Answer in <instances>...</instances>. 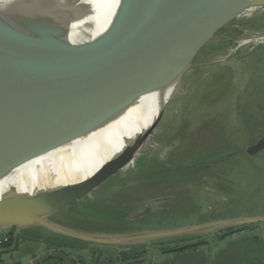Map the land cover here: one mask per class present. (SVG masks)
Segmentation results:
<instances>
[{
	"label": "water",
	"instance_id": "obj_1",
	"mask_svg": "<svg viewBox=\"0 0 264 264\" xmlns=\"http://www.w3.org/2000/svg\"><path fill=\"white\" fill-rule=\"evenodd\" d=\"M257 6L264 7V0H123L104 32H85L82 39L93 36L74 43L71 36H78V31L70 33L66 18L72 20L78 11L68 3L64 14H57L51 22L56 27L32 31L42 38H31L24 32L9 37L10 32H0V54L8 56L6 50L22 44V51L0 61V179L30 159L106 125L140 97L171 85L176 90L209 39L242 9ZM1 30H6L2 21ZM166 106L162 105L143 131L124 142L120 152L85 180L28 193L11 192L0 199V229L14 230L16 236L22 230L41 227L104 247L98 255L86 253L88 250H53L21 263L13 251L0 249V264H43L49 260L60 264L153 263L156 255L203 244L151 248L157 240L263 223L264 215L240 216L187 227L107 234L77 231L51 219L134 163ZM245 150L249 154L264 150V135ZM162 155L159 160L165 159ZM147 239L152 241H142ZM122 245L126 248L119 251ZM133 245H142L147 252L143 257L122 260L120 256H127Z\"/></svg>",
	"mask_w": 264,
	"mask_h": 264
},
{
	"label": "rangeland",
	"instance_id": "obj_2",
	"mask_svg": "<svg viewBox=\"0 0 264 264\" xmlns=\"http://www.w3.org/2000/svg\"><path fill=\"white\" fill-rule=\"evenodd\" d=\"M64 9L66 11L62 7L60 13ZM222 28L209 39L206 44L208 46L195 57L193 64L182 76L172 98L165 105L159 123L136 158L144 153L156 158L163 154L165 159L172 154L185 159L198 156L197 154H207L212 147L222 143L220 133L215 129L217 122L225 126L226 139L234 145L238 143L247 147L248 140L258 130L257 126L264 125L261 101L264 94V7H245ZM219 41H227L229 44L219 51L214 47ZM208 144L210 145L206 147ZM165 149L167 150L163 153ZM236 158L238 161L234 160L235 169L229 175L231 189L226 194L214 188L215 177L220 174V168H214L212 176L197 175L191 178L180 197H176L175 191L170 189L172 187L156 193L153 198L168 196L167 201L162 200L163 198L158 200L163 202L161 204H142L146 198H151L152 191L137 188L122 194L117 202L134 211L140 205L139 209L149 212L141 213L148 216L142 223L135 221V227L167 228L177 224L187 227L196 225L200 216L208 218L216 211L221 215L237 217L260 214L264 212V156L254 158V165L245 157ZM135 168L134 161L132 167L128 165L118 171L110 184L116 185L117 180H122ZM153 188L155 187L149 189ZM104 190L103 187H97L89 197L106 199L108 196H101ZM184 195L187 197H182ZM196 210L199 216L188 215ZM65 215L75 214L65 208L51 218L63 220ZM256 224L252 229L260 225L261 229H253L249 233L247 229L246 234L236 238L227 237L213 244L210 241L213 250L208 244V247L204 245L197 251L176 252L175 257L180 258L184 264H226L224 259L228 260V264H264V222ZM106 225L112 223L108 222ZM216 230L218 229L214 228L212 232ZM26 244L29 246L24 248L28 249L23 250L25 253L29 248H44L43 243L35 239H28Z\"/></svg>",
	"mask_w": 264,
	"mask_h": 264
},
{
	"label": "bare ground",
	"instance_id": "obj_3",
	"mask_svg": "<svg viewBox=\"0 0 264 264\" xmlns=\"http://www.w3.org/2000/svg\"><path fill=\"white\" fill-rule=\"evenodd\" d=\"M122 2L123 0H0V21L6 24V30L0 32H10L9 37H13L14 32H24L31 38H42L33 33L34 29L56 27L51 22L57 19V14H64L60 13L62 7L71 3L78 13L72 20H66L69 21L68 29L71 34L78 31V36H71L72 42L77 43L93 36L87 35L82 39L80 36L85 32H93L95 35L104 32L115 19ZM12 48L13 50L9 48L5 52L17 54L22 51V44ZM8 56L0 54V61ZM174 90L175 86L171 85L164 90L144 95L106 125L25 162L10 175L0 179V199L11 192L28 193L85 180L103 162L120 152L124 142L131 141L150 124L162 105H166L173 96Z\"/></svg>",
	"mask_w": 264,
	"mask_h": 264
},
{
	"label": "trees",
	"instance_id": "obj_4",
	"mask_svg": "<svg viewBox=\"0 0 264 264\" xmlns=\"http://www.w3.org/2000/svg\"><path fill=\"white\" fill-rule=\"evenodd\" d=\"M223 29V28H222ZM221 29V30H222ZM220 30V31H221ZM229 43L227 41H219L215 44V48L223 50L227 47ZM208 46V45H207ZM206 45L198 52L201 53ZM256 48V47H255ZM254 48V49H255ZM251 53V52H250ZM249 53V54H250ZM197 54V55H198ZM249 56V55H248ZM264 60V55L262 57ZM258 62L259 59H256ZM258 67H256L257 69ZM259 85H257L258 87ZM256 87V88H257ZM256 96V95H255ZM256 98H252L255 100ZM261 101L263 103L264 108V94L261 96ZM262 108V109H263ZM252 115V114H250ZM248 114V116H250ZM210 122H214L213 119L209 120ZM209 124V122H208ZM215 124V122H214ZM215 129L218 133H220L221 144L215 145L216 147L211 148V152L207 154H202L200 156L179 158L174 154L170 155L167 159L159 160L155 157H148L147 153L142 154L139 158L135 160V170L130 172V175L125 179L121 180L118 185H121L117 188L118 191L122 193L131 192L134 189H143L144 191L151 190L150 197H155V194L158 192H162L167 190L169 187H172V191H175L176 197H180L182 195L183 189H185L186 183L193 177L197 175H211V171L215 168H220V174L215 177L214 180V188L221 191V193L226 194L229 189H231L232 181L229 178V175L232 174L234 168V160L237 162V156H242L248 159V162L251 165H254L253 159L256 157H263L264 150L256 153L249 154L245 149L246 146L237 144H232L226 136L225 126L222 125L221 122H217L215 124ZM258 130L253 134V136L248 140V146L255 143L262 135H264V125L257 126ZM206 133V132H205ZM210 144L206 145L208 147ZM156 161L148 164V161ZM133 163H129L130 165ZM147 164V165H146ZM129 165V166H130ZM171 181V182H170ZM170 184H173L170 185ZM155 187V191L153 189H149L151 187ZM101 192V196H108V198L98 199V198H90L89 196L83 198L76 204L69 206L66 208L67 210L74 211L75 215H65L63 220L52 219L62 225L86 233H107V234H116V233H127L134 231H144V230H156L162 228H154V227H135L134 222L140 221L144 222L146 216L143 218L137 219L138 216L141 215L139 212H136L132 209H127L124 206L119 205L117 202V194H120L115 190H107ZM185 192V191H184ZM108 193V194H106ZM174 193V192H173ZM171 193V196L174 197V194ZM106 194V195H105ZM223 194V195H224ZM152 195V196H151ZM158 197V195H157ZM168 197V196H166ZM182 197H187L184 195ZM184 199V198H183ZM193 211L188 213L191 215L195 213ZM264 212L261 213V215ZM59 214V212L57 213ZM258 214H248V216H256ZM237 217L234 215H221L219 211L214 212L209 215L208 218L203 219V222H208L212 220L219 219H229ZM201 221V222H202ZM112 223V225H106L107 223ZM255 224L240 226L238 229H249L252 228ZM257 225V224H256ZM181 226V225H177ZM167 227V226H165ZM171 227V226H169ZM44 230V231H42ZM33 231L35 233L29 232ZM32 233V234H31ZM10 239L6 242L2 248H9L20 240H32L35 241H44L47 245H50L55 250L56 248L62 249H70V250H81L90 245L88 242L70 238L67 236H63L60 234H56L50 231H47L41 227H34L33 230H22L19 235L14 236V230L8 232ZM195 237V236H194ZM194 237L188 235L175 236L168 239H160L157 240L151 248H159L167 249V244L178 243V242H188ZM165 246V247H164ZM129 254L124 256L122 260L132 259L139 256H144L145 252H147V248L142 245H133L129 248ZM43 264H60L59 261L49 260Z\"/></svg>",
	"mask_w": 264,
	"mask_h": 264
},
{
	"label": "flooded vegetation",
	"instance_id": "obj_5",
	"mask_svg": "<svg viewBox=\"0 0 264 264\" xmlns=\"http://www.w3.org/2000/svg\"><path fill=\"white\" fill-rule=\"evenodd\" d=\"M263 136V135H262ZM261 136V137H262ZM254 144V143H253ZM156 158V157H155ZM157 159V158H156ZM152 162H156V161H148V163L150 164V163H152ZM131 167L133 166V165H130ZM127 167V166H126ZM125 167V168H126ZM115 175V174H114ZM114 175L112 176V177H110L105 183H103V184H101L100 186H98V187H103L105 190L104 191H106V192H108L107 190L109 189V190H113L115 187L117 188L118 186H121V185H118L120 182H121V180H117L116 181V185H112V184H110V181H111V179L114 177ZM130 175V172L127 174V176L126 177H128ZM125 177V178H126ZM125 178H123V179H125ZM122 179V180H123ZM154 191H155V189H153ZM104 191H102V192H104ZM115 191H118V190H115ZM120 194H117L115 197H117V201L119 200V199H121L122 198V194H124V192L122 193L121 191H118ZM128 193V192H127ZM108 194V193H107ZM160 198H163L162 200H164V201H167L168 200V198H166V197H160ZM160 198H146V200H145V202H142V204H146V203H148V204H152V203H155V202H158V203H163V202H159L158 200L160 199ZM141 204V205H142ZM141 206L140 205H138V207H137V209L135 210L136 212H139L140 214L143 212V213H149V212H147V211H145L144 212V210L143 209H139ZM155 209V208H154ZM157 210V209H156ZM167 213V212H166ZM193 214H197L198 215V211L196 210V212L195 213H193ZM137 215V219H139V218H143V217H145V214H141V215H139L138 216V213L136 214ZM199 216V215H198ZM200 219H198L197 220V224H201V223H204L202 220L203 219H206V217H204V216H200L199 217ZM202 221V222H201ZM142 223V222H141ZM177 225H180V224H177ZM177 225H170L171 227H167V228H175V227H180V226H177ZM145 231V230H144ZM146 231H148V230H146ZM247 233V229H238V228H231V227H229V228H224V229H221V230H216V231H209V233L208 234H204L203 232H192V233H187V234H184V235H188V236H192V237H194L193 239H191L190 241H188V242H178V243H172V244H167V249H170V248H175V247H179V246H181V245H184V244H188V243H198V242H203V244H201V245H199V246H197V247H192V248H190V249H188V250H192V251H197L198 249H200V247H202V246H204V245H206L207 247H208V244H209V246H210V241H211V243L213 244V243H215V241H220V240H223L224 238H227V237H232V238H236V237H238V236H241L242 234H246ZM225 235L224 237H220L221 235ZM179 236H182V235H179ZM173 237H175V236H173ZM169 238H171V237H169ZM165 239H168V238H165ZM45 246H46V251L48 252L49 250L50 251H53V250H55L53 247H51L50 245H47L44 241H41ZM91 246H96V245H88V247H85V248H83V249H81V250H88L87 248H89V250L88 251H90V252H93V250H91L90 249V247ZM165 247V246H164ZM123 248H126V247H118V250L120 251V250H122ZM48 249V250H47ZM210 249L211 250H213V248H211V246H210ZM55 251H61V252H66V253H71L72 251H80V250H70V249H63V251H62V249H60V248H56V250ZM118 251V252H119ZM130 251V250H129ZM129 253V252H128ZM175 253V252H174ZM120 257H122L121 259H123V257L124 256H120ZM139 257H143V255L142 256H139ZM139 257H136V258H139ZM232 259V258H231ZM224 261L226 262V264H228L229 262H228V260H225L224 259ZM243 263H244V261H243ZM136 264H138V263H136ZM244 264H248V263H244Z\"/></svg>",
	"mask_w": 264,
	"mask_h": 264
},
{
	"label": "crops",
	"instance_id": "obj_6",
	"mask_svg": "<svg viewBox=\"0 0 264 264\" xmlns=\"http://www.w3.org/2000/svg\"><path fill=\"white\" fill-rule=\"evenodd\" d=\"M258 215H261V213L258 214ZM261 227L262 226L260 225V226H257L255 228H253V229L254 230H258L257 228L261 229ZM32 228H29V229H32ZM253 229L249 228L248 229V233L252 232ZM142 241L150 242L152 240L151 239H147V240H142ZM26 243H27V240H20L19 239L16 243L14 242V244H12V246H10L9 248H2V249L7 250L8 252L9 251H13V253L15 255V258H16L15 260L16 261H20L21 263L30 261L33 258H36V257L42 255L43 253L47 252L46 251V246L44 244H42L44 248H38V247H37V249L29 248V251L27 253H25L24 251H27L28 249H24V248L29 246V244H26ZM119 247H124V245L119 246ZM90 249L94 251L93 253L98 255L97 252L100 251L101 249H104V247L96 245V246H91ZM88 250H89V248H88ZM189 251H192V250H189ZM16 252H18V253L16 254ZM85 252L89 253L90 251H85ZM176 255H177L176 252L172 253V254H160V255H156L155 261H153V263H151L149 261H145V262H142L140 264H184V263H182V261H180L181 260L180 258H176L175 257ZM1 259L4 260L5 256L2 255Z\"/></svg>",
	"mask_w": 264,
	"mask_h": 264
},
{
	"label": "built area",
	"instance_id": "obj_7",
	"mask_svg": "<svg viewBox=\"0 0 264 264\" xmlns=\"http://www.w3.org/2000/svg\"><path fill=\"white\" fill-rule=\"evenodd\" d=\"M9 231L0 229V249H2L3 245L9 241L10 236L8 235Z\"/></svg>",
	"mask_w": 264,
	"mask_h": 264
}]
</instances>
